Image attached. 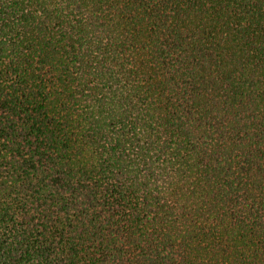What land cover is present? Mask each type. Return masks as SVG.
<instances>
[{
	"label": "trees",
	"instance_id": "1",
	"mask_svg": "<svg viewBox=\"0 0 264 264\" xmlns=\"http://www.w3.org/2000/svg\"><path fill=\"white\" fill-rule=\"evenodd\" d=\"M0 264H264V0H0Z\"/></svg>",
	"mask_w": 264,
	"mask_h": 264
}]
</instances>
